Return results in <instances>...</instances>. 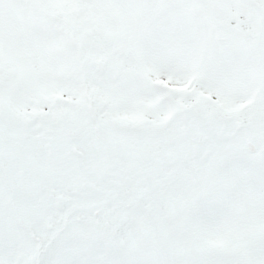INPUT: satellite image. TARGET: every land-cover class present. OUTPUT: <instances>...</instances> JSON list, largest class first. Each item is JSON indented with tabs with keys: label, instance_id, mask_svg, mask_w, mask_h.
I'll use <instances>...</instances> for the list:
<instances>
[{
	"label": "snow or ice",
	"instance_id": "obj_1",
	"mask_svg": "<svg viewBox=\"0 0 264 264\" xmlns=\"http://www.w3.org/2000/svg\"><path fill=\"white\" fill-rule=\"evenodd\" d=\"M0 264H264V0H0Z\"/></svg>",
	"mask_w": 264,
	"mask_h": 264
}]
</instances>
